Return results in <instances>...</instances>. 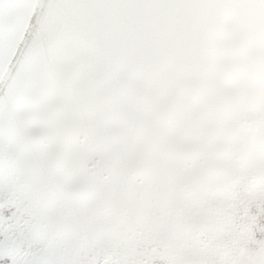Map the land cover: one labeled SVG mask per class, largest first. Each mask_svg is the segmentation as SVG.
Listing matches in <instances>:
<instances>
[{"label":"rangeland","instance_id":"obj_1","mask_svg":"<svg viewBox=\"0 0 264 264\" xmlns=\"http://www.w3.org/2000/svg\"><path fill=\"white\" fill-rule=\"evenodd\" d=\"M1 1L0 74L32 0ZM202 1L85 0L71 33L48 0L0 100V260L264 264V1Z\"/></svg>","mask_w":264,"mask_h":264},{"label":"trees","instance_id":"obj_2","mask_svg":"<svg viewBox=\"0 0 264 264\" xmlns=\"http://www.w3.org/2000/svg\"><path fill=\"white\" fill-rule=\"evenodd\" d=\"M236 1V0H235ZM258 1H260V0H258ZM262 1H264V0H262ZM34 2H35V0H32V2H31V4H30V7H29V10L27 11V13H26V16H25V20H24V22H23V24H22V26L20 27L19 26V28H18V37H17V40L15 41V43L13 44V46H11L12 48L10 49V52H9V55H8V57H7V61H6V64H5V66H4V69H5V67H6V65H7V63H8V61H9V59H10V57H11V55H12V53H13V51H14V49H15V47H16V45H17V43H18V41H19V39H20V37H21V34H22V32H23V29H24V27H25V25H26V22H27V20H28V17H29V13H30V10H31V8L33 7V4H34ZM261 2V1H260ZM0 3H2V1L0 0ZM70 3H71V6L72 7H75L76 9H78V13H77V15H75V13H74V11H72L71 12V10L69 11V13L71 14V15H65V19L64 20H62L63 21V23H64V25H63V27L65 26V25H68V26H70V29L71 30H73V32L71 31V33H78V31H80L81 32V28H80V26H79V24L80 23H84L85 25H87V24H90V22H89V20L86 18V14H89V15H91L92 17H94L95 18V22L97 21V19L99 20V18H98V12H97V10L94 8V7H92L93 6V4H92V2H90L89 4L91 5V6H86V5H84V3L86 4V2H85V0H70ZM232 4L233 3H231L229 0H203L200 4H199V6H198V9H197V12L195 13V14H198V13H201V15H204V16H208V17H210V16H227V17H234V18H238L239 17V14H237L236 13V11H234V8H232ZM261 4V6L263 7L264 5V3L263 2H261L260 3ZM192 5H194L193 3H192ZM191 4H190V2H186V3H184L183 4V6H184V8L186 9H184L185 11H189V7L190 6H192ZM84 8H85V11H84ZM190 14H192V13H190ZM207 14V15H206ZM61 21V22H62ZM6 22V21H5ZM5 22H4V20L2 19L1 21H0V28H3V26H4V24H5ZM94 22V23H95ZM96 24V23H95ZM78 28H77V27ZM62 36H64V35H62ZM63 38V37H62ZM62 38H60V55H61V59L63 60V56H64V53H62L63 52V50L64 49H66L65 48V46H67V44H68V42H67V40L66 39H64V40H61ZM1 47V46H0ZM61 63H64V60L61 62ZM66 64V63H65ZM65 64H62L63 66H65ZM47 66V65H46ZM67 66V65H66ZM4 69H3V71H4ZM3 71L1 72V74H0V77H1V75H2V73H3ZM71 71H75V74H74V76L72 75V76H70L69 77V80H70V78H71V80L72 81H74V82H77V83H79L80 81H83L82 79H81V76L79 75V74H81V73H79L78 75H76V72L78 71V70H71ZM50 74V76H51V78L52 79H54V80H57V79H55V77H54V75L52 74V72L51 73H49ZM31 79H33L34 78V75L33 74H31L30 72H29V75H28ZM46 78V77H45ZM48 79L49 80H51L49 77H48ZM52 81V80H51ZM50 82V81H49ZM84 82V81H83ZM38 83H40V82H38ZM51 83V82H50ZM59 87H61V83H59V85H58ZM38 88H40V85L39 84H36V86L35 87H33V91L35 90H37ZM34 93V92H33ZM1 100V99H0ZM242 138H245V136L244 137H242ZM231 143V142H230ZM262 143L264 144V140H262ZM228 146H229V144H227ZM234 180V179H233ZM236 180L234 181V183H231V185L229 186V188H228V192H227V194H228V200H230L231 201V199H233V196H235V193L237 192L236 191ZM246 200H249V198H245ZM245 199H241V202L243 203L244 201H245ZM246 203L247 202H245V203H243V204H245L246 205ZM237 204H232V208H234L235 206H236ZM262 207H264V206H262ZM261 211H259V212H257L255 209L254 210H251V212H250V216H251V214H253V222H256V225H255V227L253 226L252 227V232H253V234H254V236H253V239L255 238V230L257 229V227H259V226H262L263 224H264V209L262 208V209H260ZM260 213V217H259V219L258 220H256V218H257V216H258V214ZM264 226V225H263ZM255 228V229H254ZM261 235L262 236H260L261 237V241H263V244L261 245L262 247H260V249H262L263 247H264V228L262 229V231H261ZM254 242L251 240L250 241V243L249 244H247V243H244V246H243V248L242 249H240V251L239 252H241V253H245L246 254V252H248V257L250 258V260L251 261H253L254 259H255V254H254V250H253V248H252V244H253ZM253 250V251H252ZM249 251H251V252H249ZM239 252H237V253H235L234 251H232V253H235V258H238L239 257ZM215 255V254H214ZM213 256V255H212ZM195 258H197V255H196V257ZM212 258V259H211ZM181 259H183V258H181ZM184 260H186V258H184ZM208 260H210V261H208ZM214 258L213 257H210L209 259L207 258V259H203V260H201L198 264H215L214 262ZM255 261V260H254ZM0 264H6V262L5 261H3V260H0ZM179 264H190L188 261H182V260H179ZM222 264H224L223 262H222ZM235 264H238V263H235ZM242 264H246L245 262L244 263H242Z\"/></svg>","mask_w":264,"mask_h":264},{"label":"water","instance_id":"obj_3","mask_svg":"<svg viewBox=\"0 0 264 264\" xmlns=\"http://www.w3.org/2000/svg\"><path fill=\"white\" fill-rule=\"evenodd\" d=\"M48 0H35L21 37L0 77V99L16 73L20 62L37 31Z\"/></svg>","mask_w":264,"mask_h":264}]
</instances>
